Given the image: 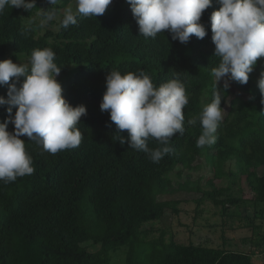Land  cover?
<instances>
[{
	"label": "trees",
	"instance_id": "obj_1",
	"mask_svg": "<svg viewBox=\"0 0 264 264\" xmlns=\"http://www.w3.org/2000/svg\"><path fill=\"white\" fill-rule=\"evenodd\" d=\"M67 2L59 0L54 6L58 19L48 24L55 29L48 24L40 27L42 9L51 7L48 0H36L30 12L6 6L0 14V60L12 59L30 70L32 51L51 48L54 63L62 68L57 80L63 97L74 107L87 108L77 125L82 139L76 148L51 154L27 136L20 137L34 171L14 182L0 181V264H254V256L264 254V231L254 234L249 249L241 250L226 244L166 240L165 232L148 241L152 229L144 225L160 220L169 210L180 213V201L163 196L202 189L189 181L174 186L172 176L179 166L192 168L198 156L205 157L215 172L204 198L220 206L225 217H241L239 209L232 210L227 203L238 208L251 204L255 215H245L251 227L257 215L264 219V104L257 84L264 57L258 59L247 84L233 81L240 95L247 97L230 98L215 143L197 147L202 134L199 115L212 102L215 90L211 69L219 64L210 22L212 12L220 7L216 0L200 21L206 26V37L193 35L187 44L172 40L167 30L155 38L140 36L126 0H113L97 18L77 14V23L63 28L60 15ZM111 70L121 74L143 70L156 87L177 76L185 84L189 103L184 109V134L170 139L172 151L158 163L121 145L119 134L126 137L127 131L119 133L110 114L101 111ZM13 82L15 78L9 84ZM8 87L0 85L5 99ZM217 87L223 108L232 94L224 84ZM7 107L0 106V123L8 119ZM194 118L196 124L189 125ZM8 131L13 132L14 125L9 124ZM148 146L162 147L152 138ZM230 160L237 167L241 190L246 189L240 198L231 196L230 187L215 183L227 175L224 168ZM233 173L228 170V175ZM202 200L194 199L197 204ZM97 245L96 250L89 249Z\"/></svg>",
	"mask_w": 264,
	"mask_h": 264
},
{
	"label": "clouds",
	"instance_id": "obj_2",
	"mask_svg": "<svg viewBox=\"0 0 264 264\" xmlns=\"http://www.w3.org/2000/svg\"><path fill=\"white\" fill-rule=\"evenodd\" d=\"M59 0H48L51 5L42 9L40 27L57 19L55 5ZM113 0H75V13L71 7L63 10L60 24L63 28L77 23V14L98 17L106 12ZM131 6L139 35L155 38L167 30L172 40L187 44L194 35L203 39L207 35L201 18L213 0H126ZM220 5L210 16L214 56L219 58L217 67L211 69L215 90L212 102L204 106L199 115L202 134L197 147L211 146L214 135L223 121L222 95L217 85L224 81L241 84L249 82L259 58L264 57V0H216ZM6 6L31 11L36 0H0V14ZM41 9V8H40ZM55 53L51 48L32 51L29 64L14 63L12 59L0 60V85H9L7 99L0 96V106L7 105L8 119L0 123V181L14 182L18 177L31 174L32 158L26 152L25 141L41 144L44 151L56 154L81 144L82 134L77 125L87 114L84 105L72 106L62 95V85L57 80L62 68L54 63ZM15 78V82L9 81ZM21 78H23L21 82ZM264 104V71L257 81ZM189 103L185 84L177 78L160 86H154L143 70L121 74L111 70L106 76V91L100 104L101 111L110 114L119 133V143L142 151L158 163L172 149L170 139L177 133L183 135L185 106ZM16 109L14 116L13 109ZM196 119L188 120L195 125ZM14 131H8V125ZM152 138L162 147L151 149Z\"/></svg>",
	"mask_w": 264,
	"mask_h": 264
},
{
	"label": "rangeland",
	"instance_id": "obj_3",
	"mask_svg": "<svg viewBox=\"0 0 264 264\" xmlns=\"http://www.w3.org/2000/svg\"><path fill=\"white\" fill-rule=\"evenodd\" d=\"M62 1H60L61 3ZM71 7L75 13L76 4L75 0H68L66 6ZM58 19V17H57ZM52 29H55L54 24L49 25ZM231 94L227 100V103L223 106L225 110L223 116L225 117L229 111L230 98L240 95V92L236 90L233 81H229ZM219 84H224V81H220ZM255 86V85H254ZM206 102V100H204ZM227 175L222 176L221 179H215V183L218 187H230L231 196L240 198L246 192V189L241 190L242 183L238 180V174H236L237 167L234 160L227 162L224 168ZM228 170L234 171L233 174L228 175ZM215 172L212 166L207 163L205 157L198 156L193 163L192 168H185L183 166L177 167L173 173L174 186H178L179 182L189 181L190 185H200L202 188L196 192H185L176 190L172 194L163 196L166 200L180 201L178 207L180 213L175 214L172 210H169L167 214L160 220L146 223L144 229H152L148 235L147 240H153L160 237L162 232H165L164 237L166 240H173L194 244H206L210 246H222L226 244V247L233 249L247 250L251 245L250 239L255 238L254 234L259 231H264V219L256 218L253 227L249 224V219L245 216L246 214L252 217L254 214L253 206L251 204H241L239 208L232 204L229 207L239 209L241 217L223 216L222 209L220 206H216L211 200L204 198V191L211 190V186L208 185V180L214 178ZM235 182V183H234ZM228 196H222V198ZM203 199L200 204H197L194 199ZM99 246H91L90 250H96ZM258 255V254H257ZM254 264H264V254L254 256Z\"/></svg>",
	"mask_w": 264,
	"mask_h": 264
}]
</instances>
